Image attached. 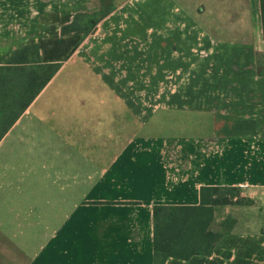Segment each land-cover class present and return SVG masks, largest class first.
Returning a JSON list of instances; mask_svg holds the SVG:
<instances>
[{"label":"crops","instance_id":"obj_1","mask_svg":"<svg viewBox=\"0 0 264 264\" xmlns=\"http://www.w3.org/2000/svg\"><path fill=\"white\" fill-rule=\"evenodd\" d=\"M151 2L163 16L152 21V52L182 53L168 70L186 77L163 127L193 116V131L145 132L123 96L103 100L104 113L95 100H41L62 65L0 141V264H155V206L198 205L203 186L239 187L259 208L257 220L234 216L211 255L165 264H264L261 2ZM100 8L101 0H0V65L34 43L45 61H59L82 34H62V26ZM170 23L186 32L159 28ZM133 35L110 36L105 47L124 58Z\"/></svg>","mask_w":264,"mask_h":264},{"label":"rangeland","instance_id":"obj_2","mask_svg":"<svg viewBox=\"0 0 264 264\" xmlns=\"http://www.w3.org/2000/svg\"><path fill=\"white\" fill-rule=\"evenodd\" d=\"M115 3L118 8L116 7L117 9H114L110 13L111 15L108 14L110 16L107 22L97 26V28L100 27L99 32H96V27V30L92 29L88 35L82 32L79 43L66 57L59 60L63 65L66 64L64 70L42 95L41 100L52 98H57V100L82 98L95 100V108L104 113L103 100L123 96L128 98L129 108L143 117L142 125L145 132L163 131L165 129L174 130L176 133L193 131L190 126L191 123H194L191 122L193 116H190L188 118L190 120L187 122H184V118L179 116L178 119L173 118V121L178 122L176 126H172L173 129H171L172 127H163L167 123V109L168 105L172 104L171 98L173 99L174 93L183 92L182 88L186 83V77L183 74H173L168 70V61L175 62L177 58L181 60L183 58L182 53L177 54L181 57L175 54L176 57H171V59L164 56L166 53H162L161 58L158 59L156 53L152 52V35L156 32V26L152 25V21L156 17L162 18L161 12L156 14L155 10L153 11L151 0H115ZM85 14L86 16L80 18V24L84 28H90L96 15L90 17L87 15L93 13ZM165 17L168 18V15L165 14ZM179 22L181 23V21ZM168 27H173L175 30L180 28L181 32L186 29L185 26L173 25L172 23L170 26L166 25L165 28L160 25L159 28L165 32ZM117 34L118 36L120 34H134L126 38L128 51L124 58L120 57L118 52L111 55L105 47L109 44L107 43L109 37ZM136 46H138V51H136ZM77 49L80 52L74 59L70 60L74 50ZM260 58V65L264 69V54L260 55ZM87 66L96 69L97 75L95 77L93 74L87 75L89 72ZM23 76L20 72L9 74L7 81H2L4 84L0 85V95L17 90L20 85L19 82L24 78ZM109 77L111 80H108ZM103 80L111 81L112 92H110L108 85L103 84ZM58 104L61 103L58 102ZM74 108L79 109L81 107L75 106ZM59 109L62 107H54L56 115L59 113L57 112ZM36 111L37 109H33L32 115L36 114ZM110 111L109 107H106L105 114H109ZM152 116H155L159 121H150ZM120 117L118 116L117 119L120 120ZM163 120L164 123H162ZM129 124L134 125L130 121ZM235 194L237 196L234 198L233 204L221 205L216 208L213 229H222L221 223L228 217H249L257 220L259 208L254 200H248L242 191ZM241 200V203L235 202Z\"/></svg>","mask_w":264,"mask_h":264},{"label":"trees","instance_id":"obj_3","mask_svg":"<svg viewBox=\"0 0 264 264\" xmlns=\"http://www.w3.org/2000/svg\"><path fill=\"white\" fill-rule=\"evenodd\" d=\"M260 2L264 35V0ZM116 7L115 0H101L100 10L87 15H96L90 28L73 22L62 26V34L79 30L88 35ZM83 16L86 14H80V18ZM62 65L61 61H45L37 43L15 50L13 55L0 65V85L4 84L2 81H7L11 73L20 72L24 75L17 90L0 95V141ZM258 72L264 75L260 64ZM240 191L239 187L203 186L201 202L198 205L155 206V264H165L170 257L188 260L195 255H211L217 242L224 234L230 232L236 223L235 218L228 217L221 223L222 229H213L216 208L233 204L237 196L235 193ZM247 199L253 201L251 198ZM235 202L241 203L242 200Z\"/></svg>","mask_w":264,"mask_h":264}]
</instances>
